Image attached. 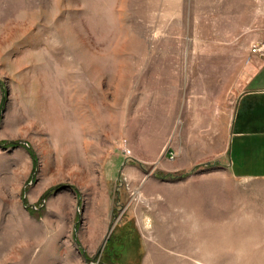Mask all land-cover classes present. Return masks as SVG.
I'll use <instances>...</instances> for the list:
<instances>
[{
    "label": "rangeland",
    "instance_id": "374dc122",
    "mask_svg": "<svg viewBox=\"0 0 264 264\" xmlns=\"http://www.w3.org/2000/svg\"><path fill=\"white\" fill-rule=\"evenodd\" d=\"M263 62L264 0H0V264H207L158 204L264 264V171L229 152Z\"/></svg>",
    "mask_w": 264,
    "mask_h": 264
},
{
    "label": "crops",
    "instance_id": "0c3cea01",
    "mask_svg": "<svg viewBox=\"0 0 264 264\" xmlns=\"http://www.w3.org/2000/svg\"><path fill=\"white\" fill-rule=\"evenodd\" d=\"M242 87L229 152L238 166L264 171V62Z\"/></svg>",
    "mask_w": 264,
    "mask_h": 264
},
{
    "label": "bare ground",
    "instance_id": "6f19581e",
    "mask_svg": "<svg viewBox=\"0 0 264 264\" xmlns=\"http://www.w3.org/2000/svg\"><path fill=\"white\" fill-rule=\"evenodd\" d=\"M184 205L190 208V209L188 208V210H190L188 212H190L191 217H189V219L187 220L186 219L183 220L179 214L171 213L170 210H168L169 206L165 207V205L163 204H158V206H160L159 207L160 211L158 212H161V215L159 216L158 219L161 220L162 222H165L161 224V226L163 227L162 232L166 233L168 231L171 233L172 231H175V233L173 234L174 236L172 235V237L170 235L160 237L159 238L160 243L167 248H175L185 252L189 251L190 255L193 256V258L196 257L203 258V254H204V259L207 261L206 263L211 264L213 263V259L210 258L211 256H209L211 253L218 252L220 253L219 255H221L222 252L228 248L223 244V241L219 242L217 239L219 237V234L215 232L217 230L215 229V227L212 226V221L214 220L213 214L211 213V211H205L204 209H201L200 206L199 205L196 206V204H192V206L187 204ZM170 214H174V215L170 216ZM192 225H196L198 228L196 230L191 229ZM182 231H185L186 236L184 237L177 236V233L178 232L182 233ZM195 261L197 264H201L199 260H195ZM214 261L216 262V264H223L228 261V258L224 256H218Z\"/></svg>",
    "mask_w": 264,
    "mask_h": 264
},
{
    "label": "built area",
    "instance_id": "2783aa9c",
    "mask_svg": "<svg viewBox=\"0 0 264 264\" xmlns=\"http://www.w3.org/2000/svg\"><path fill=\"white\" fill-rule=\"evenodd\" d=\"M263 49H261V48H259V49H257V48H254V52H260V51H262Z\"/></svg>",
    "mask_w": 264,
    "mask_h": 264
},
{
    "label": "trees",
    "instance_id": "16d2710c",
    "mask_svg": "<svg viewBox=\"0 0 264 264\" xmlns=\"http://www.w3.org/2000/svg\"><path fill=\"white\" fill-rule=\"evenodd\" d=\"M18 145V143H9V146L13 147V146H16Z\"/></svg>",
    "mask_w": 264,
    "mask_h": 264
}]
</instances>
